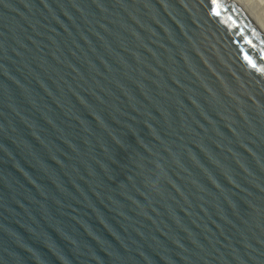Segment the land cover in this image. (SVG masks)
I'll return each mask as SVG.
<instances>
[{"label": "water", "instance_id": "1", "mask_svg": "<svg viewBox=\"0 0 264 264\" xmlns=\"http://www.w3.org/2000/svg\"><path fill=\"white\" fill-rule=\"evenodd\" d=\"M215 8L0 0V264H264V38Z\"/></svg>", "mask_w": 264, "mask_h": 264}, {"label": "bare ground", "instance_id": "2", "mask_svg": "<svg viewBox=\"0 0 264 264\" xmlns=\"http://www.w3.org/2000/svg\"><path fill=\"white\" fill-rule=\"evenodd\" d=\"M264 38V0H229Z\"/></svg>", "mask_w": 264, "mask_h": 264}, {"label": "snow or ice", "instance_id": "3", "mask_svg": "<svg viewBox=\"0 0 264 264\" xmlns=\"http://www.w3.org/2000/svg\"><path fill=\"white\" fill-rule=\"evenodd\" d=\"M212 2H213V5H214V11H216L215 5L218 3V0H212ZM217 14H218V12H217ZM249 43H251V42L249 41ZM246 59L249 60V63H250L254 68L257 66L256 63H255L251 58H249V57L246 56ZM261 59H264V56H262Z\"/></svg>", "mask_w": 264, "mask_h": 264}]
</instances>
